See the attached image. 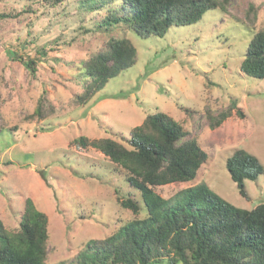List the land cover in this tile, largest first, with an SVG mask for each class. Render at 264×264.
I'll return each instance as SVG.
<instances>
[{
	"label": "rangeland",
	"instance_id": "1",
	"mask_svg": "<svg viewBox=\"0 0 264 264\" xmlns=\"http://www.w3.org/2000/svg\"><path fill=\"white\" fill-rule=\"evenodd\" d=\"M56 1L0 0V128L7 129L0 137V220L7 230L19 227L31 198L49 217V264H67L90 239L109 236L131 216L116 194L129 191L125 173L100 151L73 141H120L159 112L208 156L195 180L156 187L159 195L170 198L205 183L236 208L264 203V174L246 181V199L226 167L238 149L264 166V79L241 71L253 34L235 20L250 14L256 30L264 29V0H232L228 13L209 11L161 38L125 32L137 51L135 65L83 107L73 101L82 91L81 63L110 38L94 31L105 12L88 11L83 0ZM11 53L35 60L37 72ZM42 96L55 112L47 120L31 118ZM230 108L231 116L212 127L208 112Z\"/></svg>",
	"mask_w": 264,
	"mask_h": 264
},
{
	"label": "trees",
	"instance_id": "2",
	"mask_svg": "<svg viewBox=\"0 0 264 264\" xmlns=\"http://www.w3.org/2000/svg\"><path fill=\"white\" fill-rule=\"evenodd\" d=\"M232 0H83L88 11H104L94 31L109 40L81 63L82 91L74 103L83 107L107 84L136 63L137 51L125 32L147 39L163 37L174 26L199 23L212 10L228 13ZM56 2H59L56 1ZM4 15H0L2 18ZM252 30L241 71L264 79V29L255 20L235 19ZM90 32V31H88ZM121 32L124 35H121ZM34 75L37 63L11 53ZM235 106V104H233ZM234 108V107H233ZM231 108L219 115L208 112L212 127L231 116ZM55 112L42 96L31 118L47 120ZM5 128H0V137ZM9 131V130H8ZM170 115L148 114L130 136L89 139L76 146L94 148L125 173L127 194L116 190L123 210L131 213L114 232L92 238L67 264H264V203L247 210L236 208L205 184L187 187L174 196L159 195L156 187L188 183L207 162L206 152ZM229 176L248 199L246 181H257L264 166L257 157L238 149L227 160ZM83 216V215H82ZM49 217L27 198L19 227L7 230L0 220V264H49Z\"/></svg>",
	"mask_w": 264,
	"mask_h": 264
}]
</instances>
